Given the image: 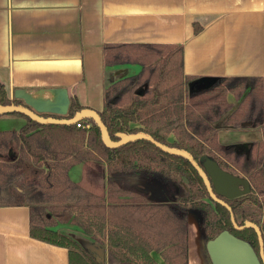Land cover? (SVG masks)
I'll return each mask as SVG.
<instances>
[{"label":"trees","instance_id":"1","mask_svg":"<svg viewBox=\"0 0 264 264\" xmlns=\"http://www.w3.org/2000/svg\"><path fill=\"white\" fill-rule=\"evenodd\" d=\"M104 56L108 65L142 66L138 74L113 81L104 91L99 113L112 139H119V132H146L163 144L188 150L202 166L208 156L222 169L247 177L248 194L220 197L232 207L238 225L250 220L260 226L264 238V138L248 147L225 145L218 124L225 117L226 128L258 121L263 125L264 79L222 77L202 89L197 83L189 89L195 78L184 75L183 46L172 44H106ZM229 93L239 100L237 107L228 100ZM12 103L23 104L9 97L0 80V105ZM83 108L71 96L66 117ZM11 114L26 123L18 130L0 131V206H28L32 237L67 247L70 264L105 263L55 229L64 213L103 242L119 264H161L155 254L162 264H188L191 213L197 216L208 264L207 242L224 230L260 255L256 230L234 226L228 208L211 198L188 159L147 139L109 148L92 119L81 120V126L42 124L20 112ZM93 161L106 165L103 194L86 189L69 174L74 165ZM148 181L156 188L146 185Z\"/></svg>","mask_w":264,"mask_h":264},{"label":"crops","instance_id":"2","mask_svg":"<svg viewBox=\"0 0 264 264\" xmlns=\"http://www.w3.org/2000/svg\"><path fill=\"white\" fill-rule=\"evenodd\" d=\"M115 43L183 46L184 75L195 78L189 86L222 77L264 79V0H0V80L23 104L25 97L53 100L67 90L100 111L105 89L142 68L136 62L106 64L104 46ZM227 98L238 106L233 93ZM25 123L20 115H2L0 131ZM86 163L70 169L79 184ZM105 182L104 173L102 188ZM30 221L28 206H0V264H70L69 249L32 237ZM67 223L55 229L104 261L107 246L93 235L76 237L72 231L80 228L70 230ZM188 264H208L194 213Z\"/></svg>","mask_w":264,"mask_h":264},{"label":"water","instance_id":"3","mask_svg":"<svg viewBox=\"0 0 264 264\" xmlns=\"http://www.w3.org/2000/svg\"><path fill=\"white\" fill-rule=\"evenodd\" d=\"M196 86L198 89H202L207 85L205 83H198ZM25 100L27 104L12 103L0 105V116L20 112L42 124H77L83 119H92L100 128L102 140L109 148H117L138 139H147L168 153L188 159L202 177L211 198L228 208L234 226L238 229L254 228L259 238L260 255L247 241L235 236L228 230L222 231L215 238L209 240L206 245L212 264L264 263V238L260 226L250 220L246 221L243 225H238L232 207L222 198L232 199L248 194L251 191V185L247 177L239 176L222 169L215 160L208 156L205 157L202 166L188 150L163 144L146 132L132 134L119 132V139L114 140L103 122L99 111L90 107H84L76 112L73 117L67 118L66 115L68 114L70 105V97L67 90H62L53 100L33 99L29 97H25ZM44 114L50 115L45 116ZM55 115H60L61 117Z\"/></svg>","mask_w":264,"mask_h":264},{"label":"rangeland","instance_id":"4","mask_svg":"<svg viewBox=\"0 0 264 264\" xmlns=\"http://www.w3.org/2000/svg\"><path fill=\"white\" fill-rule=\"evenodd\" d=\"M191 87H192V85L188 86L189 89ZM224 120H225V117L222 118L218 122V124L220 126L219 140H220V142L222 144H225V145H239V146L248 147L254 141H259V140L264 138V136L262 134L263 131H262V128H261V125H262L261 121H258L257 123H253V124H250V125L238 127V128H226L224 126V124H223ZM105 166H106L105 163H102V162L98 163V162L93 161V162L86 163L84 180H83V182H81V184L86 189L91 190L92 192H93V190H96L97 194H103L106 190H105V184H104L103 188L101 187V182H102V176L105 173L104 172L105 171ZM240 174L243 175V173H241V172H240ZM94 183H96L97 186H95ZM154 183L155 182L148 181V182H146V185H148L149 187L155 189L156 185L150 186V185H152ZM151 188H149L151 190V192H154V190L151 189ZM54 214H57V219H58L59 218L58 213H54ZM62 216H63V218H62L63 220H60L59 222H63V223H67L68 222L67 223L68 224L67 227H69L70 230H73L72 226H74V224L76 226V223H75L74 219L72 217H70V215H68L67 213L62 214ZM74 230H77V231H72V233H74V235L76 237L83 236V235H80L79 232L81 234H85V232L82 231L81 229H74ZM93 256H95V255H93ZM101 258H102V256H100V259ZM102 259H104V263L105 264H119L118 261L115 260L114 258H112L111 254L108 253V250H107V253H105V256L103 255Z\"/></svg>","mask_w":264,"mask_h":264},{"label":"built area","instance_id":"5","mask_svg":"<svg viewBox=\"0 0 264 264\" xmlns=\"http://www.w3.org/2000/svg\"><path fill=\"white\" fill-rule=\"evenodd\" d=\"M78 124V126H81V124L80 123H77ZM86 127H89V125H86Z\"/></svg>","mask_w":264,"mask_h":264},{"label":"flooded vegetation","instance_id":"6","mask_svg":"<svg viewBox=\"0 0 264 264\" xmlns=\"http://www.w3.org/2000/svg\"><path fill=\"white\" fill-rule=\"evenodd\" d=\"M157 190H159V189H157ZM162 190H163V188L161 190H159V194L162 193Z\"/></svg>","mask_w":264,"mask_h":264}]
</instances>
